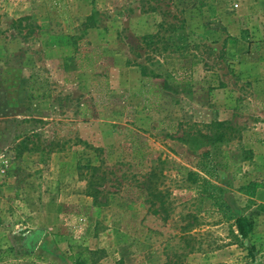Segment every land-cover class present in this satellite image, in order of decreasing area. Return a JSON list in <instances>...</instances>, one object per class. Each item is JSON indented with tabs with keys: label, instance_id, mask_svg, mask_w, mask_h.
<instances>
[{
	"label": "rangeland",
	"instance_id": "rangeland-1",
	"mask_svg": "<svg viewBox=\"0 0 264 264\" xmlns=\"http://www.w3.org/2000/svg\"><path fill=\"white\" fill-rule=\"evenodd\" d=\"M263 142L264 0H0V264H264Z\"/></svg>",
	"mask_w": 264,
	"mask_h": 264
},
{
	"label": "trees",
	"instance_id": "trees-1",
	"mask_svg": "<svg viewBox=\"0 0 264 264\" xmlns=\"http://www.w3.org/2000/svg\"><path fill=\"white\" fill-rule=\"evenodd\" d=\"M91 56L88 54L83 55V61H86L87 68L92 70L94 62L93 59L90 58ZM83 67L81 66L80 69ZM86 70V66L84 68ZM155 78L159 77L160 75H153ZM185 79H187V74H182ZM173 77V76H172ZM169 74H166L164 77V89L169 88L167 83L168 79H173ZM191 76H189L188 84L192 83V79H190ZM44 96V97H43ZM39 96L42 97L41 99L47 97V95ZM217 131L214 135L210 137H204L208 139L211 143H221L224 138V134L221 133V129L224 127L223 123L216 124ZM208 153L204 154L203 158L208 159ZM203 171H206L205 168H203ZM187 181H189L191 184L196 186L197 193L203 197L204 199L210 200L213 203V206L216 207L220 212H222L226 219L228 221L233 222L234 227L237 230V234L242 241H247L249 236L251 235L253 231V221L245 216H238L236 213H234L231 209V207L224 201V189L215 185L212 183L209 179L205 177H201L198 173L188 172L187 174ZM256 188L255 183H250L245 188V195L248 197H254V190ZM73 261V264H87L86 259L79 253L76 254L71 258Z\"/></svg>",
	"mask_w": 264,
	"mask_h": 264
},
{
	"label": "crops",
	"instance_id": "crops-1",
	"mask_svg": "<svg viewBox=\"0 0 264 264\" xmlns=\"http://www.w3.org/2000/svg\"><path fill=\"white\" fill-rule=\"evenodd\" d=\"M263 144H264V142H263ZM253 147H256L255 149L258 148L256 145H253ZM261 147H262V145L259 146V148H261ZM260 192H261V193H260ZM260 192H259V198H260V200H261L262 202H264V191L262 190V191H260Z\"/></svg>",
	"mask_w": 264,
	"mask_h": 264
}]
</instances>
